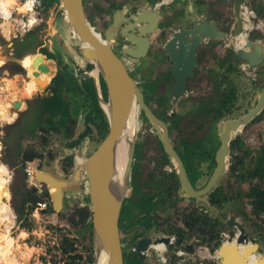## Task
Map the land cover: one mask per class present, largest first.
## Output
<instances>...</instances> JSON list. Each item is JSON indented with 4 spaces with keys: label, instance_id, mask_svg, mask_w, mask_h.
Listing matches in <instances>:
<instances>
[{
    "label": "flooded vegetation",
    "instance_id": "obj_1",
    "mask_svg": "<svg viewBox=\"0 0 264 264\" xmlns=\"http://www.w3.org/2000/svg\"><path fill=\"white\" fill-rule=\"evenodd\" d=\"M196 1L124 0L122 5L118 6L115 4L116 0H108L106 5L98 7V12L102 15L101 22L108 21V23L96 28L97 21L91 15L93 13H91L90 1L82 0L88 20L94 29L102 34L111 24L117 8H122V15L128 17L140 7L147 9L151 4H156L154 8L158 10V13L154 18L147 14L143 17L144 20H139L133 24L132 28H128V32L133 34L129 36L132 42L125 40L124 33V35L115 33L111 48L121 59L128 73L136 80L144 102L166 123L170 143L180 159L188 182L195 190L207 183L217 164L216 151L221 144L220 134L224 121L247 112L258 102L259 94L263 93L264 97V58L256 65H250L245 58L239 57L238 47L233 46L232 22L226 26L227 19L219 22L208 17L205 12L199 10ZM57 2H54L56 6H58ZM165 4L169 7H164ZM183 4H185L184 7ZM110 7L112 10L108 11ZM204 7L207 6L204 5ZM146 12L149 13V11ZM196 12L214 21L216 27L225 34L210 40L206 37L200 39L195 48L196 61L191 64L192 72L185 78V90L175 97L169 93L176 80L173 72L175 61L165 47V42L172 32L180 28L191 29L199 22ZM129 20L133 22V18ZM125 23V21L121 22L120 26ZM258 28L264 31V19L259 21ZM181 36L182 39L190 40L191 38L187 32ZM145 38L148 40L147 44ZM247 39L260 42L264 47V34L253 39L248 33ZM128 45H132L133 49L140 52L144 50V54L133 55L125 52L123 49ZM50 48L55 53L56 62L62 64L66 70L64 80L73 86L77 78L81 83L83 79L86 86L81 85L87 88L90 85L92 100L100 106L95 97L92 76L82 78L78 74L76 78L75 75L76 71L78 73L89 71L93 64L81 55L80 50L73 43L70 45V50L74 54L65 49L63 41L58 44L52 42ZM231 49L234 50V55ZM176 50H178L177 46ZM38 54L46 56L41 50ZM61 54H67L66 56L70 59L68 63L72 64L74 60L76 66L73 64L65 66L66 60L64 62ZM217 54H220L221 58H217ZM223 56L229 64L234 63L244 72L243 76L237 74L239 99L234 101L232 72L219 67L223 75L219 83L217 75L214 74L218 69L217 61ZM45 58V64L52 60ZM38 62L35 64L36 68H38ZM153 66L157 68L155 72L160 75V78L157 84L150 87L151 90H147L146 71L148 68L151 70ZM52 70L54 72V68ZM29 72L35 73L33 65ZM246 75H250L252 83L246 82ZM153 77L154 75L151 74V78ZM6 80L9 83V89L17 81L15 77L10 76ZM98 82L101 95L106 99L107 90L100 74ZM81 85H78L80 91L85 89L84 87L82 89ZM202 85H205V88L201 91ZM30 89L33 91V88ZM19 102L24 103L23 99ZM91 110L93 111V107ZM77 111L75 109L69 113L71 122L77 119L74 130L78 127L80 120ZM135 117L133 155L128 172L127 190L118 217L123 264H211V260L216 259L219 264H222L219 257H216L219 255L218 247L222 242H226L228 237L232 240L239 238L242 235L239 226L248 239L245 242V238L242 237V241L236 245L238 250H234L236 253L233 250L228 251L231 264H234L235 255H238L237 263H241L242 260L245 264L244 262L249 260V253H253L254 257L260 254L264 247V209H259L254 203L256 198L260 199L264 196V101L258 112L246 122L236 127L229 125L226 128L230 130V139L224 169L210 189L197 196L188 194L184 189L175 162L138 106ZM68 129L69 132L63 126V133H69L68 136L75 133L71 126ZM36 131L40 134V139L51 143L59 130L55 125L42 124ZM81 132L79 131L75 138L73 136L67 139V142L73 141V138L76 139ZM207 135L212 138V142L208 145L204 142ZM40 160L42 162L44 157L42 156ZM84 187L87 193V185L85 184ZM7 197L9 198V195ZM239 198L244 201L238 203ZM169 214L177 215L179 223L170 224ZM203 220H205L204 223ZM9 232H11L10 228L7 232H0V244L7 242ZM240 253L242 256L239 258ZM6 262L15 264L8 255Z\"/></svg>",
    "mask_w": 264,
    "mask_h": 264
},
{
    "label": "water",
    "instance_id": "obj_2",
    "mask_svg": "<svg viewBox=\"0 0 264 264\" xmlns=\"http://www.w3.org/2000/svg\"><path fill=\"white\" fill-rule=\"evenodd\" d=\"M243 1L233 0L232 35L238 34L242 29L243 17L240 13V5ZM57 3L63 10V18L60 23L61 30L68 31L72 43L78 47L81 55L93 64L89 71H82L80 76L82 78L92 76L95 97L105 114L108 127L99 143L81 161H75L66 176L59 173L54 166L43 164L41 169L34 172V177L38 182L43 183L47 189L51 206L46 211H60L64 206V197L67 192L72 193L74 190L81 189V185L86 184L91 209V264H123L118 217L127 190L128 172L134 149L135 127L133 124L136 120L134 106L142 109L164 148L175 162V167L186 192L197 196L207 192L224 169L230 139V130L226 128L229 125L232 127L239 126L255 115L264 101L263 93L259 94L258 102L247 112L224 121L220 134L221 144L216 151L217 164L207 183L195 190L188 182L180 159L170 143L166 123L155 115L144 102L136 80L128 73L121 59L111 48L115 33H124L126 35L125 40L132 42L129 36L133 34L128 32V28H132L135 22L144 20L143 17H146L147 14L154 18L158 13V10L154 8L156 4H151L150 8L147 9L140 7L135 13H130L128 17L122 15V8H117L111 24L105 28L102 34L94 29L88 20L84 13L82 0H58ZM146 11H149V13ZM195 15L200 20L199 22L191 29L180 28V30L172 32L165 42V47L172 60L175 61L173 72L176 75V80L169 90V93L175 97L185 90V78L187 74L192 72L191 64L196 61L195 48L200 39L206 37L210 40L225 34L224 31H220L216 27L214 21L208 20L206 16L197 12ZM130 18H133V22L129 20ZM123 21L126 22L125 25L120 26ZM184 32L190 34V40L182 39L181 35ZM145 42L146 44L148 42L146 38ZM63 46L71 51L65 38ZM176 46L178 50H176ZM123 50L133 55L144 54V50L137 51L132 48V45H128ZM237 54L239 57L245 58L248 64L256 65L264 58V47L260 42L247 39L241 47L237 48ZM40 59L41 55L35 54L34 61L38 62ZM49 59L54 61L52 78L56 75L66 74L65 68L62 64L56 62L57 59L54 56ZM38 68H46V65L40 61L38 62ZM99 74L107 90L106 99L103 98L100 92ZM62 84L67 86L65 80ZM18 102L19 100H13L12 107L17 108ZM76 124L77 119L72 122L69 119L66 121V126H71L72 130H74ZM34 189V186H32L31 190L34 191ZM239 228L242 232L239 238L232 240L231 237H228L226 242L219 245L218 257L220 263L228 264L230 261L228 251L233 250L235 252L236 245L242 241V237L245 238V242L247 241L248 238L243 229L240 226ZM244 263L264 264L263 252L261 251L256 257L252 253L251 259Z\"/></svg>",
    "mask_w": 264,
    "mask_h": 264
},
{
    "label": "rangeland",
    "instance_id": "obj_3",
    "mask_svg": "<svg viewBox=\"0 0 264 264\" xmlns=\"http://www.w3.org/2000/svg\"><path fill=\"white\" fill-rule=\"evenodd\" d=\"M57 1L58 0H47L45 3V9H43L39 15V17L42 18L40 23L35 25L32 29L27 30L23 33H19L16 36H13V34L10 35V32L7 34L4 31V28L1 26L0 20V81H6L9 91L8 100H6L5 102H0V163L5 166H8L10 172H6L4 176H0V232H7L9 228L11 231L8 234L9 236H7V242L0 244V250L4 249L3 252H6L7 255L10 256L11 259H13V262H15L16 264H22L23 261L31 255V253L35 256L39 252L46 251L50 246V243L52 244L53 241L55 242L54 244H56L54 245L55 249L58 250L60 248L59 244L61 245L64 236H67L73 241L75 249L74 251H72V253L79 252L85 259H89L92 255L90 250L91 243L88 227L80 225L73 226L67 219V216L70 215L71 211L76 208V206L85 205L89 202L88 193L85 192L84 185H81V189L74 190L72 193L67 192L66 196L64 197V206L56 214L58 224L53 228L46 226L48 228V231L46 232L47 234L45 233V236H38L41 231L45 232V229H47L44 227V225L38 226V223L35 220H27L24 219L22 215L19 216L20 206L24 205V195L26 186L24 183L25 181L23 179V171L19 167V164L13 165L19 160L20 155L16 154L18 153V151L25 147H34L37 151L43 154V157L45 159L44 165L54 166L59 173H62L64 176H66L67 173L70 172L74 162L76 161V156L78 155L83 158L100 141V138L97 133L98 130L94 126L93 122H90V130L80 140L74 141L76 140L74 138L77 133L79 131H82V129L84 128L85 119H83V117H86L89 114V107H93L92 114L94 115V120L100 119L102 117V114L98 110L97 103L93 102L92 100L93 97L91 89L89 99L92 101H88V104L83 101L86 97L85 93L83 94V96L80 95L81 99L77 100V98L75 99V101H70V99H68L64 95V93L68 91V85L70 82H66L68 85L65 86L64 84H62V80V83L60 85V92L63 94V96H61L64 99L60 97L59 100L62 103H65L64 110H67L68 113H70L73 108L72 106H77L81 108V113L78 112V118H80L78 122L79 125L74 130L75 133L71 136H68L69 133H63L62 126L59 128L60 131H58V134L54 136V141L49 143L45 142L43 139H40V134L36 131V129L42 124L49 126L50 124L47 123L48 118L57 119L58 115L51 113L50 116H45L47 115V113L42 112L40 110V107L37 110L38 101L36 102V98L44 94L46 91L48 92L49 90L45 89V86L42 87L41 90H38L39 87L37 85L36 79L40 76L37 74L34 75L33 73L29 72L33 63L31 64L30 62H23L25 63V65H23L21 60L27 58L33 60L35 54L39 53V47L37 48L36 46L41 43H45L44 46H41L40 49H43L42 52H44L46 57L50 58L52 56H55V53L50 48V44H52V42H56V44H58V42H62L64 38L66 39V42L69 46L68 48L70 50L72 40L69 36L68 31L61 30L60 28V23L63 18V11L62 9H60L59 6L55 5L54 2ZM89 1L91 13H93L91 15L93 19L97 21L95 22V27L99 28L101 24L106 25L108 21L101 22L102 15L99 14L98 7L100 5H106L108 0ZM123 2L124 0H116L115 4L119 6L122 5ZM244 2L247 3L251 8H253L255 12V16L252 18L253 23H256V21L261 18L262 20L264 19V0H244ZM196 3L199 7V10L202 12H206V15H208V17L214 18L219 22H223V20L227 19L226 26L230 25V22H233L234 20V14L232 11L233 0H228L226 2L223 0H197ZM204 5H206L207 7H204ZM164 7H169V5L165 4ZM109 10L111 11L112 7H110L108 11ZM9 26L13 33V24ZM258 27L259 26L252 27L251 29H249L248 32L250 38L257 39L264 34V31H261ZM60 51H63V49H60ZM70 52L74 54L72 50ZM231 52L232 55H234L235 52L233 49H231ZM66 55L61 54V57L64 59V62L66 60L65 66H69L72 64L76 66V62L74 60L71 62L72 64L68 63L70 62V59ZM232 55L230 54V56ZM219 56L220 54H217V58H221ZM225 56H223L220 60L218 59V69L217 71H215L214 74L217 75V82L219 83L223 79L222 71H220L219 67H224L226 71L232 72L234 76L232 82V98L234 101L239 99V88L238 83L236 81V78H238L237 74L243 76L244 72L238 69L234 63L232 64L230 62L229 64ZM48 64L51 66L50 62H48ZM37 69L40 70V68ZM156 69L157 68L153 66L151 70L148 68V70L146 71L148 77V80L145 81L147 90H151L150 87L154 84H157L159 81L160 75L156 74ZM78 74L81 75V72H75L76 78ZM151 74L154 75L153 78H151ZM8 76L15 77L17 80L16 83L13 84L12 87H10V89L9 83L6 80ZM246 76V82H248V84L252 83L250 75ZM24 79L25 88L20 89L19 86H24ZM76 80L77 84H79V78H77ZM81 81L82 84L86 86V82H84L83 79H81ZM200 87L202 91L204 90L205 85H202ZM30 88H33V91L35 92L31 91ZM13 92H15L16 94H13ZM86 92H89V90H86ZM26 97H28L30 100L26 99L25 105L24 103H20V105L17 106L20 109L17 110V108H15V111L17 113L15 111L10 110V106H13V100L20 101L21 99H23L24 101V98ZM65 111L64 116H66ZM9 122L12 123L8 124ZM54 124L61 126V123ZM64 126H66V122ZM66 131L69 132V129H67ZM73 136V144L67 142V139H71ZM204 142L207 145L212 142L211 136L207 135V137L204 139ZM16 144H18V150H16L15 148ZM44 146L46 147L44 148ZM67 154H72L74 162H72V165L68 167V171L66 172L62 169V163L63 157ZM39 161L41 162L40 158L34 159V163H38ZM5 195H9V198ZM243 201L244 199L241 200L239 198L238 203H241ZM11 205H13V207L17 211V222L12 217L13 215H15V212L13 211ZM256 221L258 220L256 219ZM14 223L16 224L14 225ZM169 223L172 225H174L175 223H179L178 216L175 214H169ZM261 251L264 252V247L261 249ZM66 259L69 260V257ZM5 262L6 259L4 260V263ZM8 262L10 263V261ZM211 264L219 263L216 259L215 261L211 260Z\"/></svg>",
    "mask_w": 264,
    "mask_h": 264
},
{
    "label": "built area",
    "instance_id": "obj_4",
    "mask_svg": "<svg viewBox=\"0 0 264 264\" xmlns=\"http://www.w3.org/2000/svg\"><path fill=\"white\" fill-rule=\"evenodd\" d=\"M47 0H15L13 4H11L10 11L8 13L7 19L11 24H13V36H16L19 33H23L27 30L32 29L35 25L40 23L41 17H39L40 12L45 9V3ZM20 7L22 9H20ZM240 13L243 17L242 20V29L241 31L233 35V46L240 47L245 43V40L248 35L249 29L252 27L259 26V22L253 23L252 18L255 16V12L253 8H251L247 3L244 1L240 5ZM2 14L0 10V15ZM12 107V106H11ZM38 169V163H34L33 160H26L25 164L22 168L23 175L25 179V186L30 188L34 186V194L39 197L35 201H30L29 208L25 209V214L27 220H35L38 223V226L44 225L45 228L48 227H55L58 222L56 218V214L58 211H46L48 207L51 206V201L49 196H44L43 192L45 186L43 183L38 182L34 177V172ZM12 177V175H11ZM12 217L18 221L17 213H14ZM40 228V227H39ZM41 229V228H40ZM48 231V228L45 229V232L38 234L39 237L45 236V233ZM49 233V232H48ZM47 234V233H46ZM27 235V234H26ZM38 237V238H39ZM53 241L52 244L46 251L39 252L37 255H31L23 261L22 264H66L67 259L69 257L68 253H64L62 251L61 245L59 244L60 248L57 250L55 249L56 244ZM52 247V248H50ZM219 255H216L218 257ZM35 258V259H34ZM70 259V258H69ZM88 259V258H87ZM87 259L82 257H76L74 262L77 264H87Z\"/></svg>",
    "mask_w": 264,
    "mask_h": 264
},
{
    "label": "trees",
    "instance_id": "obj_5",
    "mask_svg": "<svg viewBox=\"0 0 264 264\" xmlns=\"http://www.w3.org/2000/svg\"><path fill=\"white\" fill-rule=\"evenodd\" d=\"M41 50V49H40ZM43 51V49L41 50ZM44 54V52H43ZM45 55V54H44ZM46 56H41V61L44 63L46 60L45 58ZM46 66H50L48 64V62H46ZM36 72V70H35ZM37 75H39L42 79L43 76H41L40 74L36 73ZM64 76L65 75H58L55 78H53L51 80V82L49 84H47V87L45 89H48L49 91L38 96V98H36V102L38 101V106H37V110L40 107V110L42 112L48 113L49 116L50 114H57L59 119H56V122L54 121V119H50L48 118L47 123H49L50 125H53L54 123H61V126L57 125L58 128L64 126L65 122L69 119L70 114L68 113V111L64 110L65 109V103H62L59 98H63V94L60 92V85H61V80H64ZM83 85V84H82ZM84 87V86H83ZM85 89V94L86 97L83 100L85 103L88 104V101H92L89 99V94H90V89L84 87ZM86 90H89V92H86ZM62 95V96H61ZM64 99V98H63ZM95 101V99H94ZM81 102V101H80ZM79 102V104H80ZM89 114L84 117L85 119V126L84 129L82 130V132L77 136L76 140L74 141H78L80 140L89 130H90V122H93L94 126L97 128V133L98 136L100 138V140L102 139V137L104 136L106 130H107V120L105 118V115L103 113V110L100 106H98V110L99 112H101L102 117L100 119H96L94 120V115L92 114V110L91 107H89ZM64 111L66 116H64ZM85 115V114H84ZM63 124V125H62ZM56 127V126H55ZM42 129H44V127H42ZM74 141H71L70 143L73 144ZM16 150H18V144H16L15 146ZM17 155H20L19 160L17 161V164L19 162V167L22 169L24 166V163L26 160H32L34 158H41L43 156L42 153H40L39 151H37L34 147H25L23 149H21L20 151H18V153H16ZM73 162V156L72 154H67L63 157V163H62V169L65 170L66 172L68 171V167L72 165ZM43 166L41 163H38V169H41ZM23 171V170H22ZM23 179H24V175H23ZM25 181V179H24ZM25 183V182H24ZM44 196L48 197V192L47 189H44L43 192ZM37 197L34 192L31 190V187L25 188V195H24V202H30V201H35ZM255 206L258 207L259 209H264V196L260 197V199L256 198L255 201ZM20 213L19 216H23L24 219H27L25 214V206L21 205L20 209H19ZM67 219L69 220V222L73 225V226H84V227H88V231H89V235H90V243H91V209H90V204L89 202L85 205H79L76 206V208H74L70 215L67 216ZM203 223L205 222V220L202 221ZM202 224V223H201ZM61 248L62 251L64 253L66 252H72L75 249V246L73 244L72 239L68 238L67 236H64L62 239V243H61ZM90 250H91V254H92V243L90 244ZM69 255V260H67L66 264H77L76 262H74L76 257H80L81 253L79 252H74V253H68ZM92 257V255H91ZM91 257L89 259H87V263L91 264Z\"/></svg>",
    "mask_w": 264,
    "mask_h": 264
},
{
    "label": "bare ground",
    "instance_id": "obj_6",
    "mask_svg": "<svg viewBox=\"0 0 264 264\" xmlns=\"http://www.w3.org/2000/svg\"><path fill=\"white\" fill-rule=\"evenodd\" d=\"M14 1L15 0H0V10L2 12V14L0 15V17H1V19H0L1 20V26L4 28V31L7 34L10 32V35L12 34V31H11L10 26H9V25H11V22H9V20L7 19V17H8V13L10 11V8L9 7L11 6V4L14 3ZM20 9H22V8L20 7ZM39 50H40V48H39ZM53 62H54L53 60L50 61V63H51V70L54 68ZM36 73H37V71L34 74H36ZM49 80H50V78L47 81H45L41 77H38L36 79V82H37V85L39 87V90H41L42 87L45 85V83H47ZM8 95H9V91H8V85L6 84V81H3V82L0 81V102H5V100H8ZM19 105H20V102H18V105L17 106H19ZM136 110H137V107L134 106V112L135 113H136ZM133 126L136 127V121H134ZM76 158H77L76 161H81L82 160V157L81 156H78L77 155ZM6 172H9L8 166H5V165H3V164L0 163V176H4ZM15 224L16 223H14V225ZM3 251H4V249L0 250V262H1V264L4 262V259L7 256V253L6 252H3ZM241 256L242 255L240 253L239 258ZM237 261H238V255H235L234 256V264H243L242 263V260H241V263L240 262L237 263ZM228 264H231V263L228 262Z\"/></svg>",
    "mask_w": 264,
    "mask_h": 264
},
{
    "label": "crops",
    "instance_id": "obj_7",
    "mask_svg": "<svg viewBox=\"0 0 264 264\" xmlns=\"http://www.w3.org/2000/svg\"><path fill=\"white\" fill-rule=\"evenodd\" d=\"M223 1L226 2V1H228V0H223ZM182 6L184 7L185 4H183ZM205 14H206V12H205ZM261 19H262V18H261ZM261 19H259L258 22H259ZM44 44H45V43L38 44L36 47H37V48H38V47L41 48V46L43 47ZM39 48H38V49H39ZM32 54H34V53H32ZM21 62H22V63H23V62H30L31 64L33 63V68L37 71L38 74H40L41 76H43V78H44L45 81H47V80L50 78V76H51V74H52V72H53V71L51 70V66H48V67L46 66V68H44V70H43V69H40V70L37 69V68H36L37 66L35 67V64H36L37 62H35L34 59L31 60L30 58H27V59L21 60ZM44 64H45V62H44ZM23 65H25V63H23ZM45 65H46V64H45ZM22 67H23V66H22ZM51 80H52V78L48 81L47 84H49V83L51 82ZM79 82H80V81H79ZM79 82H78V83H79ZM17 84H18V83H17ZM81 84H82L81 82H80L79 84H77V82H76V83L72 84L73 86H70V85H69V86H70V87H69L70 89L68 88V91H66V92L64 93V95H65L68 99H70V101H75V99H77V98H78L77 100L81 99V98H80V95L83 96V93H85V92H83V91H85V90H82V92L79 90V86H78V85H81ZM18 86H19V85H18ZM81 86H82V85H81ZM45 87H47V85H46ZM19 88H20V89L25 88V79H24V86H23V87H20V86H19ZM82 89H84L83 86H82ZM38 90H39V89H38ZM13 94H16V93L13 92ZM30 96H31V95H30ZM30 96H29V97H30ZM17 99H18V98H17ZM26 99H29V98H28V97L24 98V105L26 104ZM29 100H30V99H29ZM77 100H76V101H77ZM72 104H73V103H72ZM23 107H24V106H23ZM23 107H22V108H23ZM72 107H73L72 110L77 109V110H78L77 112H80V113H81V111H80L81 108H80V107H77V106H72ZM18 109H20V108L17 107V110H18ZM10 110H11V111H15V108H13V107L10 106ZM21 110H22V109H21ZM21 110H20V111H21ZM15 112H16V111H15ZM16 113H17V112H16ZM16 116H17V114H16ZM16 116H15V117H16ZM45 116H49V114L47 113V115H45ZM57 119H58V118H57ZM54 121H56V118H54ZM12 122H13V121H12ZM12 122H9L8 124H11ZM13 123H14V122H13ZM53 125H55V124H53ZM55 126H56V128H58L57 125H55ZM65 128L68 129L69 126L67 125ZM44 161H45V159L42 160V162H41L42 165L45 164ZM13 165H14V164H13ZM28 203H29V202H27V201L24 202L25 209H28V208H29V204H28ZM11 206H12L13 211L17 213V211L15 210V208L13 207V205H11ZM251 256H252V254L249 253V257H248V258L250 259ZM5 259H6V258H5ZM5 259H4V260H5ZM247 261H248V260H247ZM245 262H246V261H245ZM0 264H1V262H0ZM2 264H7V262H5V263L3 262Z\"/></svg>",
    "mask_w": 264,
    "mask_h": 264
},
{
    "label": "clouds",
    "instance_id": "obj_8",
    "mask_svg": "<svg viewBox=\"0 0 264 264\" xmlns=\"http://www.w3.org/2000/svg\"><path fill=\"white\" fill-rule=\"evenodd\" d=\"M25 164V163H24Z\"/></svg>",
    "mask_w": 264,
    "mask_h": 264
}]
</instances>
